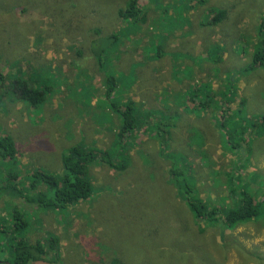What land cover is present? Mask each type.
<instances>
[{
  "label": "rangeland",
  "instance_id": "374dc122",
  "mask_svg": "<svg viewBox=\"0 0 264 264\" xmlns=\"http://www.w3.org/2000/svg\"><path fill=\"white\" fill-rule=\"evenodd\" d=\"M138 2L147 14L145 22L120 17L129 0H0V131L15 138L19 151L15 161L0 159V264L13 263L19 239L30 244L40 240L50 250L54 236L59 256L48 251V261L35 264H264V68L253 65L245 71L255 54L264 52V0ZM209 9L227 11L220 31L212 33L218 25L191 24L188 33L197 38L171 48L175 27L201 21ZM187 11L197 14L190 20L184 18ZM43 25L53 28L50 34L60 44L83 39L87 52L76 63L71 49L72 68L63 64L53 71L47 67L41 77L36 73L32 85L52 87L36 109L17 97L14 84L27 77L18 64L33 56L36 60L38 53L32 55L30 47L40 46ZM220 40V47L236 53L233 57L244 67L237 74L210 68L222 75L221 90L214 94L200 86L193 55L198 46L211 48ZM123 47L127 56L117 59L115 52ZM173 51L182 54L175 60L190 65L179 71L174 61L162 79L149 74L147 58L137 57V52L157 56ZM234 58L228 61L234 63ZM69 70L81 73L73 78L75 86L64 82L72 79ZM164 79L173 82L175 92L158 89ZM240 81L246 83L242 92ZM168 96L175 106L165 105ZM60 98L61 106L54 107ZM154 99L163 106L153 107ZM129 104L139 125L132 132L158 133L162 138L150 143H160L161 151L142 145L135 157L117 156L128 137L116 128L123 125L118 110ZM98 127L110 130L112 139L109 150L97 151L109 152L118 163L129 161V166L112 169L92 162L87 176L92 196L67 208L40 207L29 200L48 191L39 180L33 190L37 171L63 176L62 156L68 149L80 144L97 149L91 132ZM172 168L182 172L180 181ZM177 184L190 186L193 195L219 208L218 220L195 218ZM245 193L254 198L257 217L226 228L224 212L238 208ZM14 209L25 214L27 229L15 230Z\"/></svg>",
  "mask_w": 264,
  "mask_h": 264
},
{
  "label": "trees",
  "instance_id": "16d2710c",
  "mask_svg": "<svg viewBox=\"0 0 264 264\" xmlns=\"http://www.w3.org/2000/svg\"><path fill=\"white\" fill-rule=\"evenodd\" d=\"M214 12L210 23L221 22L227 15V11ZM119 15L127 22L133 20L145 22L148 18L147 14L143 12L142 6L139 4L138 0H129L127 6L120 10ZM253 65L264 68V52H257L254 56V63L250 67H247L245 71L250 70ZM0 78H3L2 74H0ZM111 79L113 82L114 77H111ZM51 88L50 86L43 87V85L37 87L24 79L16 80L14 84L17 97L26 100L36 109L46 102L48 91H50ZM111 89L112 88H110L109 91ZM118 113H120L123 118V125L121 128L122 134L139 129L138 122L134 115L135 111L133 104H129L123 110L120 108ZM262 122H264V118ZM17 154L18 151L13 137L0 131V159L15 161ZM97 159H100L114 169L125 167L116 166L112 162L109 152L103 154L97 150H89L82 144L73 146L62 156V165L64 167L63 176L46 171H37L35 173L34 184H32L33 190H36V183L40 181L42 186L47 187L49 192L40 190L36 197L29 196V200L40 204V207L55 208L58 210L67 208L75 202L87 200L93 194L92 185L87 179L89 166ZM171 173L175 179L180 181V176L182 174L180 170L172 168ZM15 187L17 188L18 186L16 185ZM176 189L185 196L186 206L195 218L210 223L218 220V215L222 213L221 210L219 208L210 207L207 203L193 195V189L190 186L177 184ZM257 215L258 209L254 198L245 193L240 201V206L224 212L223 219L226 228L232 229L239 224L245 223L249 219L257 217ZM14 216L16 220V231L29 227V221L25 218V214L22 211L14 209ZM58 242V236L52 237L49 246L50 250H47L40 240L30 244L24 238H21L14 247V261L12 264H35L48 261L46 258L48 251L53 253V258L54 256H59L58 250L55 248Z\"/></svg>",
  "mask_w": 264,
  "mask_h": 264
},
{
  "label": "crops",
  "instance_id": "0c3cea01",
  "mask_svg": "<svg viewBox=\"0 0 264 264\" xmlns=\"http://www.w3.org/2000/svg\"><path fill=\"white\" fill-rule=\"evenodd\" d=\"M209 11L204 13L201 21L191 20V19H193L192 17H194L197 14V11H195V12L187 11L186 14L184 15V18H189L191 21L186 23V25H181V26L175 27L174 33H173L174 39H173V43L170 44V47L174 48V49L177 47L181 48L182 45L184 44V42L186 41V39H196L197 38V33H195V32L188 33V30L190 29L191 24L198 25L201 27L218 25L219 30L217 28L212 33L220 31L219 25L224 19L218 23H210V21L213 18V12L214 11H213V9H209ZM170 14L176 20L180 18L178 12H176V14H175L173 11L170 10ZM206 18H208V20L206 23H204ZM147 20H148V18H147ZM50 30H53V28L50 29V27L48 25H43L41 28V31H40V40H39L40 46L37 48V47H35V44L32 43V45L30 47V53L32 55H34V53H38V55L35 58L36 60H34V56H33L32 59H26L23 62L18 64L19 68H23V70H21V72L24 71V73L27 76L26 79L23 78L24 80L31 82V80L36 79V77H38V75H36L37 72H40V77H41L47 67H49V70L52 69L51 71H53L54 69L57 70L63 64H64L63 66L65 67L64 69H66V70L69 68H72V65L74 62L72 60L71 49L72 50L75 49V51L73 52V56L75 57L76 63L80 59H83L85 57V53L87 52V49H86L85 42L83 41V39L80 40V38H76V39H73L71 41H69L68 39H63L61 41V44H60V42L59 43L56 42L55 37L50 34L51 33ZM213 38L218 41L220 37L219 36H216V37L213 36ZM220 44H222L221 40L218 43H216L214 46H211L212 49L210 47L203 48L201 46H198L199 51H197L195 53V55H193V59H195V62L197 61V69H198L197 75H198V80L201 83L200 86L203 88L206 87L205 89L208 91L212 90L214 92V94H215V91L220 92V90H221V85H222L221 76L222 75L217 76V74L215 72H213V71L210 72V68L212 70L213 66H217V67H221L224 69V71H225L224 74H229L233 71H234V74H237L238 69L244 67L242 64H240V63L238 64L237 59L233 57V56H237L236 53H233L232 55L229 54L228 53L229 51H224L220 47ZM115 53H116L117 59L124 60L127 56L126 53H124V47L122 48V50H119V48H118ZM181 55H182L181 52H175V51L168 52V53H159L157 56L153 55V54H150V56H149V54H147V56H145L143 53L137 52L138 61H141V60L147 58L148 59V68L150 69L149 72H152L149 74L153 75L154 77H156L158 79H162V78L167 77L169 70L172 68V66L174 67V64H173L174 61H177V64L180 65V68H178L179 71H185L189 67L187 65H190V63L186 62L185 60H181V59L175 60L178 56H181ZM99 57H100V55H99ZM230 57L235 59L234 63H231L230 61H228V59ZM55 61L57 64L55 63ZM113 62L117 65L116 61H113ZM215 62H217V65H215ZM53 63H54V65L52 66ZM138 65H140V64L138 63ZM39 67H40V70H38ZM88 72L91 73V71H88ZM67 73H70L68 75L71 76L72 79L70 81L65 79L64 82L67 81L69 84L75 86L78 83V81L73 80V78H75V76L80 75L81 73L76 72V70H73L71 72L69 70ZM183 74L184 73L180 72L179 76H183ZM28 75H29V77H28ZM95 79L97 80V78H95ZM42 84H44V83H42ZM42 84L40 83V86H42ZM160 87L165 88L166 91L175 92L174 84L172 81H168V80L164 79L158 87L159 90H160ZM245 87H246L245 81H240V85L238 88L239 91L242 92L245 89ZM232 90L234 92H236V89L234 86L232 87ZM238 95H240V93H238ZM132 99H134L136 101L141 100L140 97L135 96V95L132 96ZM216 99L218 101H220V96H217ZM60 101H61V98L58 99L56 102L54 100L55 104L53 106L56 108L60 107L61 106ZM221 101H223V99ZM97 102H98L97 98L93 97L91 100V104L96 107ZM237 102H239V101L237 100ZM165 105L170 106V107L175 106V103L173 102L171 96H168V101L166 102ZM152 106L160 108L163 105L160 104L159 99H154V100H152ZM189 106L194 107L195 105H189ZM185 111H186V109H184V110L181 109V112L184 113ZM119 116H120V114H119ZM121 127L122 126L118 123V126L116 128L121 131ZM139 131H141V130H139ZM143 131L144 132L125 133L126 135H128V137L123 140V146H124L123 148L124 149L122 151L118 150L117 156H122L125 159H127L129 156L135 157V149H137L138 146L141 147L142 145H144V146L149 145V146H147L149 150H152L154 147L156 150L158 148H160V143H158V142L150 143V140L151 139H161L162 136L158 135V133H156V132L148 133V130H146V129H143ZM167 138H170V137L167 136ZM13 139L15 141L14 137H13ZM91 139L94 140L93 143H91V145L97 146V149H95V150H98V149H101L103 151L109 150L110 145H111V139H112L111 131L110 130H104L101 127H98L96 130H92ZM36 142L40 143L39 141H36ZM126 146H128V148ZM16 148H17V144H16ZM86 149H88V148H86ZM158 150H160V149H158ZM17 151H18V149H17ZM127 152H128V154H127ZM18 153H19V151H18ZM101 153H103V152H101ZM109 156L112 159L113 163L116 162L117 165H119V166H125L124 168H121V169L125 170L126 167L129 166V161H124V162L118 163V161H116L110 153H109ZM21 158H22V156H21ZM96 162H99L102 164L104 163L100 159H97Z\"/></svg>",
  "mask_w": 264,
  "mask_h": 264
},
{
  "label": "clouds",
  "instance_id": "9594fccd",
  "mask_svg": "<svg viewBox=\"0 0 264 264\" xmlns=\"http://www.w3.org/2000/svg\"><path fill=\"white\" fill-rule=\"evenodd\" d=\"M116 166H119V165H116ZM111 168V167H110ZM112 169H114V168H112ZM116 169V168H115Z\"/></svg>",
  "mask_w": 264,
  "mask_h": 264
}]
</instances>
